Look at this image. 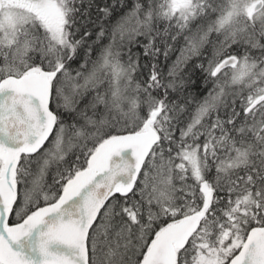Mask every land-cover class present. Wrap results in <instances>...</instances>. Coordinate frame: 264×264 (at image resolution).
Returning <instances> with one entry per match:
<instances>
[{"label": "snow or ice", "instance_id": "6c2138e0", "mask_svg": "<svg viewBox=\"0 0 264 264\" xmlns=\"http://www.w3.org/2000/svg\"><path fill=\"white\" fill-rule=\"evenodd\" d=\"M0 264H264V0H0Z\"/></svg>", "mask_w": 264, "mask_h": 264}]
</instances>
